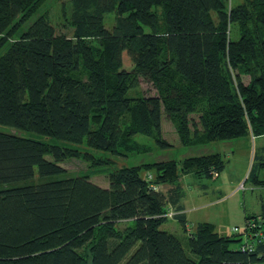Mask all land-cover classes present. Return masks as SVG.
<instances>
[{
    "label": "trees",
    "instance_id": "1",
    "mask_svg": "<svg viewBox=\"0 0 264 264\" xmlns=\"http://www.w3.org/2000/svg\"><path fill=\"white\" fill-rule=\"evenodd\" d=\"M44 1L0 0V49L13 37L0 56V125L14 130H0V264H264V200L231 235L198 222L184 245L161 229L169 206L186 229L178 171L217 177L219 154L123 166L104 188L59 165L79 153L20 134L115 155L139 133L169 146L163 115L183 144L264 136V0H66L70 35L33 19ZM258 167L248 179L264 188Z\"/></svg>",
    "mask_w": 264,
    "mask_h": 264
},
{
    "label": "rangeland",
    "instance_id": "2",
    "mask_svg": "<svg viewBox=\"0 0 264 264\" xmlns=\"http://www.w3.org/2000/svg\"><path fill=\"white\" fill-rule=\"evenodd\" d=\"M66 0H45L38 12L33 15V19L42 13L46 14L58 33L70 35L68 28L64 27V17L62 8ZM115 20V15L110 13L105 16V25L111 28ZM13 41L0 49V56L4 54ZM124 68L130 70L132 62L125 52L123 54ZM249 81V77H244V83ZM140 90L147 96L156 93L151 84L142 80ZM197 118L196 115H192ZM2 131H14L7 126L0 125ZM23 136H30L67 147L73 152L79 153L76 157H67L59 163L69 174L86 175L89 179L101 187L109 186V177L117 169L123 166L132 165H153L160 161L176 160L182 165L186 159L219 154L226 163L225 169L211 178L199 177L196 172L179 173V183L184 189V197L181 199L183 213H187L188 219L186 229L182 227L179 220L174 218L175 207L169 206L167 221L161 226L162 230L177 235L185 245V236L193 232L197 219L208 220L216 225V229L222 235L234 233L232 228L240 230L244 226L245 215L259 214L262 201L264 200V188L255 186L251 177L248 179L251 167H258L264 162V136L254 137L252 135L232 140H213L195 142V144H183L175 130L173 123L165 115L162 122V137L169 143V146H162L156 142L155 137L144 134H136L133 139L127 140V145H135L129 149L127 146L121 147V153L115 155L99 149L90 148L85 142L75 144L57 139H49L33 132H21ZM52 159L51 156H47ZM143 177L153 181L157 180L158 170L156 168L143 169ZM258 179H264V167L259 166ZM154 186V185H153ZM172 186H156L159 190L167 193ZM186 209V211H185ZM192 220V221H191ZM251 221H255L252 219ZM129 222H122L118 227H123ZM246 242V241H245ZM254 245V243H253ZM238 245L235 246L237 248Z\"/></svg>",
    "mask_w": 264,
    "mask_h": 264
},
{
    "label": "built area",
    "instance_id": "3",
    "mask_svg": "<svg viewBox=\"0 0 264 264\" xmlns=\"http://www.w3.org/2000/svg\"><path fill=\"white\" fill-rule=\"evenodd\" d=\"M254 224H255V221H251L250 226L252 227V226H254ZM245 227H246V226H245ZM232 230L237 232L238 228H237V227H234V228H232ZM248 235H249V237H248V239L246 240V242H244V243L242 244L241 249L251 251V250H253V247H254L253 242H250V240H251V235H252V229L249 230ZM253 237H254V236H253ZM253 237H252V238H253Z\"/></svg>",
    "mask_w": 264,
    "mask_h": 264
},
{
    "label": "crops",
    "instance_id": "4",
    "mask_svg": "<svg viewBox=\"0 0 264 264\" xmlns=\"http://www.w3.org/2000/svg\"><path fill=\"white\" fill-rule=\"evenodd\" d=\"M185 211H186V209H185ZM184 215H185V218L188 219V215H187V213H186V214L184 213ZM191 221H192V220H191ZM204 221H208V220H202V221H201V220L197 219V220L192 221V222H196V223H198V222H204ZM244 222H245V221H244ZM214 225H215V224H214ZM236 227H237V226H236Z\"/></svg>",
    "mask_w": 264,
    "mask_h": 264
}]
</instances>
